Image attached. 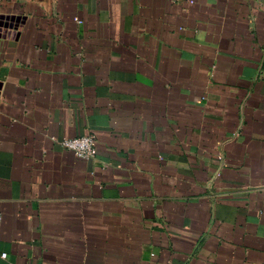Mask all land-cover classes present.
Instances as JSON below:
<instances>
[{
	"label": "crops",
	"instance_id": "obj_1",
	"mask_svg": "<svg viewBox=\"0 0 264 264\" xmlns=\"http://www.w3.org/2000/svg\"><path fill=\"white\" fill-rule=\"evenodd\" d=\"M0 214V264H264V0H0Z\"/></svg>",
	"mask_w": 264,
	"mask_h": 264
},
{
	"label": "built area",
	"instance_id": "obj_2",
	"mask_svg": "<svg viewBox=\"0 0 264 264\" xmlns=\"http://www.w3.org/2000/svg\"><path fill=\"white\" fill-rule=\"evenodd\" d=\"M60 146L74 153L77 157L88 159L96 154L97 145L93 135H84L73 138H63L59 141ZM2 226V215L0 214V231ZM6 253H0V259H6Z\"/></svg>",
	"mask_w": 264,
	"mask_h": 264
}]
</instances>
